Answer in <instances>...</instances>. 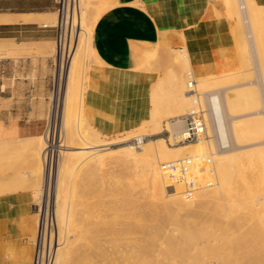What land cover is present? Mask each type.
<instances>
[{"label": "bare ground", "instance_id": "obj_1", "mask_svg": "<svg viewBox=\"0 0 264 264\" xmlns=\"http://www.w3.org/2000/svg\"><path fill=\"white\" fill-rule=\"evenodd\" d=\"M224 1H225V5L227 8L226 12L229 13L228 16L229 17L231 16L233 18L232 29H231L233 34H232V37L230 36V44L225 46V48L223 47L224 50L220 48L221 49V51L219 52V57H220L219 63L220 64L218 63L220 66H218V68H217V66H215V68H217L216 72H215V68H214L215 74H212L210 71V70H213L212 69L213 67L206 68L209 66V64H207L208 66L203 65L204 62L201 60L200 57H198L199 52H198V54L194 52L197 49H198L197 51H199V48H198L199 46L197 44H196L197 46L194 45L195 43L190 41L189 39L184 40L185 41L184 44L186 45L185 47L180 48V49H173L172 50L173 53L166 49V51L172 53L171 56L168 55V53H167V55H168V57L169 56L171 57V59L169 58V60L171 61L172 65H175L172 67L174 69H171L169 73L166 72L168 74L166 76V79H161L160 81L157 80L158 84H157L156 88H154L155 86L153 87L155 90L152 88L153 94L151 92L150 93H151V96L153 95L154 99L152 97H151V99H152V101L154 100L153 101L154 105L151 102L152 103V109H151L152 111H150L151 117L148 120L143 121L142 124L137 127V128H140L139 131L141 134L138 131H135V133L136 132H138V133L133 135V136H130L131 133L130 134L128 133L129 130H128V132L125 131L129 134L128 136H117L119 133L118 134H107V133L100 131L97 127L90 125L88 123V121H87V123L86 122L85 123L90 125V126L88 125L89 128L91 126H93V128L87 129L86 128L87 125L85 126V124L83 122L84 119L87 120V118L85 116V93H86V90L88 87L89 69L92 66L88 62L92 60V50L94 49V46H93L94 44H92V35L90 34L89 31L93 30L94 25H92V23H89V22L87 23V21L85 23V17H84L85 11L84 10L87 9V5L89 2H83L84 3L83 7L81 5L80 23H81L82 31H81L79 37L77 38V40L75 41L74 47L71 50V52L69 54L65 55V60H66V57H68L67 58L68 62L65 63V61L62 60L63 58L61 60L59 59L61 61V63L58 60V65L61 64V67L58 68V73H59V83L58 84H60V86H61L60 82L63 79L66 80V82H65L66 88H65V93H64L65 95H64V100H63L64 124L63 123L62 124L66 128L65 130H66L68 135H66V138L63 139L64 141H62L59 145H57L56 140H54L55 139L54 135L56 134L55 133L56 128H55L54 130L51 129V130L47 131L46 133L44 132L45 134L37 135L35 137L30 136V138H28L26 141V148H27V152H28L27 158L29 160H31L32 162H35L38 164V165H36L34 163V167L36 165V169H38V170H36V171L33 170V168H34L33 167L30 171V174H32V176H34L35 174L37 175V172H38L39 176L43 174L42 172H44V171H42V169H44V166L46 167V165H45V162L47 160L46 157L50 156L51 160H49V159L48 160L51 162L55 158L58 160V161H56V163L59 162V165H58L59 167L56 169L57 172L56 173H55V171L53 172L56 174V191H55V201H54L53 206H54L56 222H57L56 230H57V226H58V238L60 237V234H61L63 237L62 238L63 240L61 242H58V239H56L57 237L55 238V233L53 232V234L51 236V241H53V239H54V242H55V256H54L53 264H72V263H74V264H103L104 262H106L108 264H231L234 260H237L239 258L244 259V264H256L260 261L262 263L263 258H264V250L261 251V250L257 249L259 251H255V247H257L256 244H259L260 246L264 244V211H263L264 209L261 210V207H262V205H261V207L258 208L260 210H258V209H257L258 211L253 210V211H256V213L254 212L256 215H255V219L252 222L251 229L249 227V230L247 232L243 233V231H242L240 235L238 234L239 236L236 238H238L239 241H237V243L234 244V242L232 241V237H231V234H233L234 231H231V230L234 228L237 229L236 227H238V229H241V227H243L242 226V225H244L243 221H245L247 218H249L250 213H248V212L253 209L252 204H257L258 202L257 203L255 202L256 201L255 197H254V199L250 198L251 200H249L247 197H246L247 199L244 198L245 196H243V194L244 193L247 194V191L251 192V193H248L249 194L248 197H252L251 194H252V191L254 189L253 188L251 189V187H248V189L245 188V191L243 194L239 193L238 195H236L237 198L233 197V198H236L235 200H237V204H238V206L235 205L236 210H234L233 205H234L235 201L232 199V195L230 194V191H229L232 188L231 181L233 178L232 172L230 170V166L233 163V159L235 157H238V153H236V152H238L239 150H242L243 148H245L247 146H252V147L256 148L255 146H260V145L264 144V123H263L264 120L262 121L261 116H260L261 114H263V116H264V111H263V113H261V111H262L261 107H262V105H264V88H263L264 87V62H263L264 56L262 57V55H264V51H263V49H264V30L262 31L259 27V23H257L259 14L262 11V6H261V4H259L257 2V0H224ZM109 6H112V5H110V3H109ZM25 16L26 15H24V19H25ZM36 16H37V18L38 17L41 18L40 17L41 15H37V14L36 15H30L27 18L32 20V19H35ZM11 19H13V18H11ZM2 20H3V18H2ZM5 22H6V20H5ZM56 23H57V20H56ZM52 24L50 25L46 22L43 23V25H48V26L55 25V24H53V25ZM86 24L90 25V27H89L90 30L86 29L88 27L85 28L84 25H86ZM243 26H245V27H243ZM244 29H245V31H244ZM246 30L248 32V34H247L249 36L248 38H250V39H248L246 37V33H245ZM93 31H92V33H93ZM82 35H85V36L83 37ZM112 39H113V36H112ZM115 39H116V37H115ZM167 39L168 40L169 39L174 40V39H176V37L175 38L170 37ZM248 40H251V42L249 41L251 45L248 43ZM186 41H190V43H187ZM191 42L193 44H191ZM19 45H21V44L17 43V42L2 43V44H0V50L4 49V50L8 51L9 52L8 56H10V54L15 55L16 52H18L17 48L19 47ZM157 46H158V44H157ZM157 46H154V43H153L149 47H147V49L142 51L140 53V60H145V61L148 60L146 62V65L149 64L150 63L149 60L150 59H151V61L153 60V57L150 58V56L153 55V50ZM190 46H192L193 48H195V47L196 48L192 49ZM248 46H251V50H253V51H250V47H248ZM232 47H234L236 49V53H237V54H235V52L232 50L231 54L234 52V54H232L233 56L229 53V51L231 50L230 48H232ZM156 50H157V48H156ZM156 50L154 51V53H157ZM157 51H159V50H157ZM160 51H159V53H160ZM93 52H94V50H93ZM193 54L194 55L196 54L198 56L195 55V58H194ZM250 54H256L257 55V57H258L257 59L259 61L258 64L261 66V69H262V72L260 70V72L258 74L259 75L258 81H259V79H260V81L261 80L263 81V83H260V85H262V88H263V90H262L263 92H261L262 95L259 93V91H260L259 90V87H260L259 84H256L255 82L253 83L254 84L253 86L251 85L252 84V82H251V84H250L251 87H249L245 82H244L245 86H244V84L240 85L238 83L240 85L239 87L244 86V88L243 87H241V88H243L245 90V91L240 90V92H237V91H239L237 89L235 91V87L238 86L237 84H234L235 81H234V83H230V84L224 83V79L230 80L231 78L234 79V77H235L234 76L236 73V72H234L235 69L234 70L232 69V67H234V66H231L232 62H234L233 61L234 55H236L235 61L242 63L244 65H246V64L250 65L252 62L251 57H253V56H250ZM93 55H94V53H93ZM256 55L254 56L255 57V60L253 59L254 61L257 60ZM157 58L154 59L153 62H155L157 60ZM196 58H197V60H200L201 62H203V63L200 62L203 66H201V64L198 65L199 63H195ZM153 62H151L152 64L150 63L149 66L153 65ZM255 64H257V63H255ZM172 65L170 64L169 66H172ZM176 66L177 67L181 66L183 68V70H185L187 72V76H189L190 79H188L185 75H184L185 76L184 77L179 72L180 69L177 68ZM143 67H144V65H143ZM143 67H141V69ZM151 67L153 68L154 66H151ZM165 67H167V66L165 65ZM188 67H190L189 70L187 69ZM149 68L150 67L147 66L143 69L148 70ZM250 68H252V67H250ZM250 68H248V69L252 70ZM253 71L254 70H252V72L249 71V72H244V73H247V74L249 73L248 75L250 76V73L252 75ZM257 71H259V70H257ZM241 72L242 71H240V73ZM208 73L215 75V77L218 75L217 76L218 78L217 77L216 78H217L218 82L220 81L219 86H217L218 85L217 82L215 85L217 87H215V86L212 87L209 84V82H208L209 79L206 78L208 75H210ZM216 73H217V75H216ZM238 75H239V73H238ZM185 79L187 80V82ZM233 79H232V81H233ZM243 80H244V78H243ZM236 81H238V80H236ZM240 81L241 80L239 79L238 82H240ZM258 81H256V82H258ZM242 83H243V81H242ZM65 84H63V85H65ZM255 84L258 85L257 88H256ZM186 85H187V89H186ZM209 86H211V87H209ZM249 88L250 89L252 88V89L250 90ZM262 88H260V89H262ZM75 89L79 93L77 95L81 94V98L80 97L79 98H80V100L82 99L81 101H82V109L83 110H80L79 112H81V111L84 112V115L81 117H78V116L73 117L74 109H72L73 115L70 112L72 106L74 105V101H75V100L73 101V105H72L71 101L74 99V98H72L74 96V95L72 96V94L75 91ZM256 89H258V90H256ZM254 90H256V91H254ZM62 91H64V90H62ZM256 92H258L259 94ZM259 95L262 97H260ZM61 99H62V97H61ZM75 99H76V96H75ZM56 100H58V99H56ZM77 100H78L77 102L79 103V99H77ZM195 103H199L201 106L205 107V109H204V110H206L205 116L207 118V134L204 137H202L199 140V142L177 144V143H172V141L167 142V141H169L168 138H166L163 135H160V136L152 138V139L147 136L150 134L148 132L149 130H152V133H159V132L163 131L162 125H161L162 124L161 123V119H162L161 116L162 117H163V115L166 116V113L162 114L161 112H163L164 110H167L170 112L173 110L174 111H183L184 109H190L193 106V104H195ZM76 107H78V106H76ZM76 107H74V108L76 109ZM79 109H80V106H79ZM244 109H246V110L244 111ZM57 113H59L58 109H57ZM71 115L74 119H71ZM167 115H169L168 112H167ZM170 115H173L172 112L170 113ZM180 115H181V113H180ZM173 117H175V116L173 115ZM166 119H168V118H166ZM55 121H57V120H55ZM162 121H164V120H162ZM166 121H165L166 123L164 124L165 129L170 130L172 136L179 134L180 132H182L184 130L185 125H184V121L182 120L181 117H178L177 119H175V121H174V119H172L170 117ZM52 123H54V122H52ZM58 130H60V129H58ZM132 130H134V128H132ZM120 133L122 134L123 132H120ZM140 135H143L146 137L140 146H134L133 144L126 143V141H128L130 138L135 137V136H140ZM113 144H116V145L118 144V145L113 148V146L111 147V145H113ZM213 144L216 146V148H214L215 146ZM227 144H229L230 148L224 149V147ZM62 146L65 148H63ZM72 147L76 148V149H72ZM208 148H209V152L207 150ZM247 148H250V147H247ZM260 148H261V151L264 149L262 147H260ZM210 149H211V151H210ZM213 149H215V150L217 149V150L214 151ZM252 150L254 151V149H250L251 153H252ZM72 151L79 152L75 156L79 155L81 157V159H79L80 158L79 156H78L79 160L73 159L71 154H68ZM203 153L210 154V161L209 162L200 161L198 159L195 160L196 158H198ZM251 153L246 157L247 160L238 164V167L240 169H244L246 167L253 166L255 168V172L256 173L259 172L260 178H261V180H263L264 179V173H263L264 156H263L262 152H261L262 155L260 154V152H258V153L254 152L252 154ZM52 158H54V159H52ZM188 158H190V159L193 158L194 160H193L188 172L185 174L181 173L178 165L174 166V167H164L163 166L165 163H168L170 161H180V160H184V159H188ZM89 160H91V162L92 161L96 162L97 166L98 165H102L105 167L110 166V168L115 167V165H117L116 162L123 163V166H124V164H132V166L137 165V168H138V166L141 167V169H140L141 172L139 174L144 178V181L147 182L148 187L151 189L152 197H153V195L159 194L162 196V198L165 201L164 212H163V210L160 209L161 211L159 213L156 214V212H154L155 214H153V216L156 215L154 217L157 218V219H154V221L157 225L156 227H158L159 230H161L162 232H163L162 229H163V226L165 223V219L166 218L170 219V217L172 215H173V217L171 219H174L175 218L174 214L176 213L175 212L174 214H172L173 209L167 203L169 201L165 200L167 186H174V190H175V192L172 193L171 195H169V193H167L169 195V197L172 195L174 196L176 194L178 196L176 198V201L179 204L180 203L185 204L188 200L191 202V199L194 198V197H191L189 199V198H186V196L184 197V195H183L184 192H186L185 191L186 187L192 185L193 186L192 190L195 191L193 194L196 197L195 200L196 201L198 200L197 203H199L200 205L203 206L202 211L205 213L206 218L212 219L211 223H207L208 221L205 219L206 222L204 220L203 223L201 221V223L195 222L194 225H192L190 223L188 224L189 228H193L195 230H192L190 232H186L185 233L186 235L184 234L185 236H183V237L187 236V238H188L187 241L191 242V243L193 240L194 241L196 240V236L200 237L199 239L197 237V240L192 245H191V243L189 244L190 245L189 251H191V250L194 251V249H196V251L186 252V251H184L185 250L184 249V250H182L183 253H181L183 255H181V257H178V258H171L172 257L171 256L170 259L167 258L166 260L165 259L162 260V258H161V260H154V259H148V257H147V259H145V260L141 258L143 260V261H141V259L136 260V259L131 258L134 256V254L132 256L131 251H128L130 253L131 257L128 256L129 253H127V251L124 250L125 247L129 244V242L127 240L128 244L126 246L124 244H126L127 242L126 243H124V241L123 242L121 241V243L118 242V244L124 243L123 246L121 245L124 249H122L120 245L118 246V244L115 243L117 248H116V246L115 247L113 246L114 250L112 251V253H108L107 255H105L103 252L105 244L103 245L102 239L99 237V235L98 236L96 235V231L94 230L95 233L93 234V231L91 230L92 226L90 224L92 222H90V219H89L90 218L89 212H88L89 210L87 209V206H89L88 203L85 206L86 202L81 203L84 201V200H82V201H80V206L82 205L80 208H78V205H75L76 207L74 206V208L72 209L71 208L72 204L67 202L68 199H67V201H65V199H64V192L66 189H68L69 186H71L70 185L71 183L64 176L63 171H65L66 168H65V170H63L62 162H65L66 165L70 168L85 166L86 170H88L87 172L85 170H84V172L82 171L83 172L82 175L84 174L85 176L80 177L78 175V177H80L81 181H82L83 179H85L87 177H90V176L93 177V176H96V174H97V170L92 169V167H94L96 165H93V163H92V165H90L91 163ZM112 162H115V163H112ZM65 163H64V165H65ZM208 163H211L213 165H209ZM53 164H54V162H53ZM88 165H90V166L87 167ZM51 166H52V163H51ZM124 167H126V165ZM129 167H130V165H129ZM130 168H132V167H130ZM49 169H52V168L49 167ZM102 170H103V168H102ZM50 171L52 172V170H50ZM27 172H26V174H27ZM98 174H100V173H98ZM206 174H208L210 176V179H211V177H213L212 179H214V177H215L217 181L214 182V180L211 181L210 179H209V181H206V179H208V178L205 179ZM134 175H135V173H134ZM137 175L138 174H136L135 177L140 176V175L139 176H137ZM250 175H251V180H252L254 175L253 174H250ZM70 177H71V174H70ZM82 177H83V179H82ZM49 178H51V177H49ZM32 179L36 180V178H34V177H32ZM97 181H96V183H97ZM256 181L257 180H255V182ZM72 182H73V180H72ZM33 183H34V181H33ZM36 183L37 182H35L33 185L32 181H31L30 184L28 183L29 184L28 186H30L32 184L33 187L36 188L35 189L36 193L40 194V192L38 190L42 189V187L39 188V186H40L39 184H41V183H39V181H38L39 184H36ZM49 183H51V182H49ZM81 183H84V181ZM73 184H74V182H73ZM77 184H79V183L77 182ZM133 184H135V183H133ZM136 184H137V182H136ZM2 185L3 184L1 183L0 188L3 187ZM32 185L30 187H32ZM212 185H215V187H213ZM209 186H211L212 188H209ZM73 187L74 186H72V188ZM130 188H132V187H130ZM43 189H45V188L43 187ZM77 190H79V189H77ZM0 191H1V189H0ZM43 191L45 192V190H43ZM43 194H42L43 197L42 196L41 197H42V201H44V203H45V201L48 200V198L50 197V194L48 192H47L46 196H44ZM75 194H77V193H75ZM262 194H264V193H262ZM36 195H38V194H36ZM38 196H40V195H38ZM154 198H155V196H154ZM166 199H168V197ZM263 199H264V197L262 195H259V201H262ZM193 201H194V199H193ZM196 201H194V202H196ZM76 203L79 204V202H76ZM260 203L261 202H259V206H260ZM94 204H96V203H94ZM262 204L264 205V202ZM171 205H172V203H171ZM243 208L247 209V210L242 213L241 210ZM262 208H264V207H262ZM96 209H97V207H96ZM254 209H256V208L254 207ZM161 212H163V213H161ZM150 213H153V212H149L148 215H150ZM145 215H146V213H145ZM145 215H143V216H145ZM150 216H149V218L153 219V217H150ZM253 217H254V215H253ZM253 217L251 216V218H253ZM38 218H39V216H38ZM103 219H105V218H103ZM146 219L147 218L145 217V220ZM176 219H177V221H179L180 218H176ZM142 220H144V219H142ZM148 220H150V219H148ZM154 221L151 222L152 225H153ZM248 221H250V220H248ZM182 222L183 221L181 220L178 223L183 224L184 222L183 223ZM93 223H92V225H93ZM138 223H136V224H138ZM145 223H147V222H145ZM167 223H168V221H167ZM139 225H137L138 228L141 226V225L140 226ZM152 225L150 224V226H152ZM90 226H91V228H90ZM93 226H96V225H93ZM177 226H179V225H177ZM233 226H234V228H232ZM156 227H155V229L157 230ZM128 228L129 227H127V229H125V231L123 230L124 227H122V229L121 228L120 229L123 230L124 232H126L129 230ZM99 229H100V227H99ZM120 229H118L116 231L119 232ZM245 229H247V227ZM132 231H134V230H132ZM102 232L104 233V231H102ZM102 232H101V234H103ZM120 233L122 235V231ZM119 234H118V236H120ZM132 234H135V233H132ZM152 235H154V234H152ZM182 235H183V233H182ZM147 237H148V235H147ZM128 238H130V237H128ZM132 238H134V237H132ZM143 238H145V237H143ZM236 238H234V239H236ZM104 240L107 241L106 239H104ZM131 240H133V239H131ZM142 241H144V240H142ZM234 241H236V240H234ZM145 242H147V241H145ZM132 244H135V243H132ZM138 245H139V242H138ZM141 245H139V246H141ZM186 245H187V243H186ZM148 246H150V245H148ZM128 247H131V246L130 245L127 246L126 249ZM142 247H144V246H142ZM262 248H263V246H262ZM131 249L134 252H136V248L133 247ZM144 249H145V247L140 249V250L144 251ZM208 250L215 251V254L217 255V257H216L217 259L214 258L216 255H214V257H213L214 259H213L210 256ZM143 251L141 252L142 254H144ZM146 251H148V250L146 249ZM146 251H145V253H146ZM148 252H150V250ZM179 252H181V250ZM139 254H138V256H139ZM138 256H135V258L136 257L138 258ZM140 256H139V258H140ZM145 256L146 255L144 254L143 258H145ZM150 256H152V254ZM156 256H157V254H156Z\"/></svg>", "mask_w": 264, "mask_h": 264}, {"label": "rangeland", "instance_id": "obj_2", "mask_svg": "<svg viewBox=\"0 0 264 264\" xmlns=\"http://www.w3.org/2000/svg\"><path fill=\"white\" fill-rule=\"evenodd\" d=\"M83 2H89L88 5H87V9L85 8L86 10H84L85 11V15H84L85 23L87 21V23L88 22L92 23V25H95L96 20L99 18V16L106 9H108V6H109V3L105 2L103 0H81L82 7L84 5ZM44 9L48 10V11H54L55 14H52V13L47 14L46 18H45V15H41L40 17L42 19H44L43 21H41V24L43 22H48L49 24H52V23L55 24L56 20H57V12L55 11V9L54 8H51V9L44 8ZM226 11H227V8H226L224 0H212V2H210V5H209V7L207 9L206 15L204 16L203 20L200 22V24H198L197 26H194L193 29H191V30H179V31H160L161 35L159 36L158 40L154 43V46H157V44H158V46L155 47V49L153 50V55L150 56V58L153 57V60L151 61V59L149 58L150 59L149 62L150 63L153 62L154 59H156L158 57L157 60L155 62H153V65L149 66L150 63L146 65V62L148 60H146V61L145 60H140V58H139L138 67L141 69V67H143V65H144L143 68L148 66L152 70H154V71H156L158 73L159 81L161 79H166V76L168 75L167 73H169L171 69H174L172 67L175 66V65H172L171 61L169 60V58L171 59L170 56L173 53L172 50L173 49H180V48L185 47L186 45L184 44L185 43L184 40H186V39H189L190 41L195 43V41L193 39H194V37H196L197 31H200V37H198V38H200L199 40H200V43H201L200 45H202L201 47H204L203 52H205L206 57H207V53L210 52L209 51L210 48H212L214 46L224 50L225 46L230 44V36L232 37V34H233V32L231 30L232 29L233 18L231 16L229 17L228 16L229 13H227ZM257 23H259V27L263 31L264 30V7L263 6H262V11L259 14ZM86 25H84L85 28L88 27L86 29L90 30V28H89L90 25H87V26ZM243 27H245V26H243ZM93 30H94V26H93ZM92 31L90 30L89 32L92 35V44H93V33H92ZM244 31H245V29H244ZM245 33H246V37L248 38L249 36L247 35L248 34L247 30H246ZM55 34H56V30H55ZM82 36L84 37L85 35H82ZM169 36L170 37H174V38L176 37V39H174V40L169 39L168 40L167 38H170ZM248 39H250V38H248ZM13 41L16 42L15 40H13ZM190 41H186V42L190 43ZM249 41L251 42V40H248V43L250 44ZM192 42H191V44H193ZM20 43H22V44L19 45V47L17 48L18 52H16V54L14 53L15 55L12 54L13 56L11 54H10V56H8L9 52L4 50V49L0 50V90H2V94L11 95L12 96L11 100L14 102V104H17V105L23 104L25 106V109H26L29 117H38V118L43 119L45 121V123H46V131H44L45 133L47 131L51 130V129L54 130L56 128L55 129L56 130L55 131L56 134L54 135L55 136L54 140H56V144L59 145L62 141H64L63 139L66 138V135H68L66 130H65L66 128L63 125L64 124V116H63L64 115V111H63L64 110L63 109L64 105H63V100H64V95H65L64 93H65V88H66V84H65L66 80L63 79L60 82L61 86H60V84H58L59 83V75H58V72H57L56 66H55V39L53 41H40V42H35V43L20 42ZM194 45H196V44H194ZM190 47L192 49L196 48L195 46H194L195 48H193L192 46H190ZM248 47H250V51H253V50H251V46H248ZM156 48L159 51L161 50L160 51L161 54L159 53V51L156 50ZM166 49L168 51L172 52V53L166 51ZM221 49L219 50V52L221 51ZM230 49H231L229 51L230 54H231L232 50L235 52V54H237L236 53V49L234 47H232ZM93 50H94V52H93ZM93 50H92V60H91L92 62L89 61L88 63L90 65H93L94 63H104V61L98 55L96 50L95 49H93ZM155 50H156L157 53H154ZM197 50H195V51L193 50V51L198 54L199 51H197ZM263 51H264V49H263ZM234 52L232 54H234ZM93 53H94V55H93ZM167 53H168V55H170L169 57H168ZM195 55L193 56L194 58H195ZM255 55L256 54H250V56H253V57ZM196 56H198V55H196ZM263 56L264 55H262V57ZM253 57H251L252 62H251L250 65L249 64L244 65L242 63H239V62L235 61L236 60L235 59L236 55H234V59H233L234 62H232L233 65L231 64V66H234V67H232V69L233 70L235 69L234 70V72H236L235 75H234L235 77H234V79L231 78L230 80L229 79H226V80L224 79V83L225 84H230V83H234V81H235L234 84L238 85L237 87H235V91L237 89V90H239L237 92H240V90L245 91L243 89L244 86H245L244 82L249 87H251L250 86L251 82H252V84H251L252 86L254 85L253 83L255 82L256 84H259V86H260L259 87V90H260L259 93L262 95L261 92H263L262 90H263L264 87L262 88V85H260V83H263V81L262 80L260 81V79L258 81V78H259L258 74H259L260 70L262 72V69H261V66L258 64L259 61L257 59L258 58L257 55H256V59H257L256 61H254L255 57L254 58ZM197 58H196V62L195 63H199L198 65H200L201 63L204 62L203 65L204 66H208L207 65L208 64L207 61H205L204 59L201 58V60L203 61V62H201L200 60H197ZM215 58H217L216 64H218L219 61H220L219 60V58H220L219 55H215ZM208 59H210V57ZM263 59H264V57H263ZM166 63L167 64L169 63V64L167 65ZM255 63H257V64H255ZM170 64L172 66H169ZM219 64L217 65V68H218V66H220ZM165 65L167 67H165ZM203 65L201 64V66H203ZM151 66H154V67L152 68ZM211 67L212 66L209 65L206 68H211ZM250 67H252V68H250ZM150 68L148 70H151ZM177 68L180 69L179 72L183 76L185 75L188 79H190L189 76H187V72L185 70H183V68L181 66H178ZM189 68L190 67H188L187 69L189 70ZM214 68H212L213 70H210L212 74H215L214 73ZM217 68H215V72L217 71ZM248 68L254 70L252 75L250 73V76L248 75L249 73L248 74L244 73V72H249V71L252 72V70H249ZM256 69L259 70V71H257ZM144 70H147V69H144ZM240 71H242V72L240 73ZM238 73H239V75H238ZM208 74H210V73H208ZM212 74H210V75H208L206 77V78L209 79L208 80L209 84L213 87V86L216 85V82H217L218 83L217 86H219L220 81L218 82V80H217V78H218L217 77L218 76L217 73H216V75H217L216 77L217 78L215 77V75H212ZM243 78H244V80H243ZM232 79H233V81H232ZM239 79L241 80L240 81L241 83L243 81L242 84L240 82H238ZM187 80H186V82H187ZM236 80H238V81H236ZM256 81H258L259 83L256 82ZM238 83L240 85L244 84V86H241L243 88L239 87L240 85ZM63 84H65V85H63ZM211 86H209V87H211ZM217 86H215V87H217ZM257 87H258V85H256V88ZM260 88H262V89H260ZM186 89H187V85H186ZM62 90H64V91H62ZM256 90H258V89H256ZM256 90H254V91H256ZM256 93H258V92H256ZM77 94H79V93L75 89V91L72 94V96L74 95L72 97L74 99L71 101L72 105H73V101L74 100L75 101H74V105L72 106L71 111H70L71 114L73 115V110L72 109H74L73 117H77V116L81 117V116L84 115L83 111L79 112L80 110H83L82 109V101H81L82 99L80 100L81 94L80 95H77ZM75 96H76V99H75ZM61 97H62V99H61ZM260 97H262V96H260ZM56 99H58V100H56ZM77 99H79V103L77 102L78 101ZM76 106H78V107H76ZM79 106H80V109H79ZM263 106L264 105H262V107ZM74 107H76V109ZM262 107H261V110H262L261 113H263V111H264L263 110L264 107L263 108ZM57 109H58L59 113H57ZM187 110L188 109H184L183 111H174L173 110L171 112L176 117V116L180 115V113L181 114L185 113ZM245 110L246 109H244V111ZM167 112H168L169 115H167ZM171 112L167 111V110H164L163 112H161L162 114L166 113V116L163 115V117H162L160 115L161 118H162L161 119V123H162L161 125H162V130L163 131H161L159 133H152V130H149L148 132L150 134L147 135L148 137H150L152 139V138L158 137L160 135H163L166 138L169 136L170 133L167 131V129H165L164 124L167 122L166 120H168L170 117L173 118V115H170ZM72 115H71V119H74L72 117ZM260 116H261V120L263 121L264 120L263 114H261ZM166 118H168V119H166ZM55 120H57V121H55ZM162 120H164V121H162ZM87 121H88V119L87 120L84 119L83 122H84L85 126L87 125L86 128L88 129L89 128L88 125L89 124L92 125V124L89 121H88L89 124H86ZM52 122H54V123H52ZM263 123H264V121H263ZM91 128H93V126H91L89 129H91ZM58 129H60V130L62 129L63 131L62 130L60 131ZM139 130H140V128L136 127V128H134V130L131 129V131L129 130V132L128 131L127 132L129 134L130 133L132 134V135L130 134V136H133V135L137 134L138 132L140 133ZM135 131H138V132L135 133ZM44 132L42 134H45ZM127 132H123L122 134L119 132V134L118 133H115V134H118L117 136H128L129 134ZM27 139L28 138L16 139V140L0 139V176H1L0 177V182L3 184L2 185L3 187L0 188L1 191H2V192L0 191V194L7 193V192H12V191H17V190H21V189H30L34 193V197H35V200H36V210H37V204L41 205V201H42V197H43L42 194L43 193H44L43 195L46 196V194L48 192L50 194V197L48 199L50 200V202H52L54 204L55 191H56V174L55 173L57 172L56 169L59 167L58 166L59 162L56 163V161H58L56 158L55 159L52 158L54 160H52V162H51V161H49V160H51V157L50 156L46 157L47 158V160L45 162L46 167L44 166V169H42V171H44V172H42L43 174L39 176L38 172H37L38 176L36 174L34 176H32V174H30V171L34 167V163L35 162H32L31 160H29L27 158L28 157V152H27V148H26ZM167 142H169V141H167ZM197 142H199V141H197ZM126 143L132 144L129 141H126ZM182 144H185V143H182ZM117 145L113 144V145H111V147L113 146V148H114ZM247 147H250V148H247ZM247 147H245L242 150H239L238 152H236V153H238V157H235L233 159V163L230 166V170L232 172V177L233 178H232V181H231L232 188L229 191H230V194L232 195V199L235 201L234 205H233L234 210H236V208H235L236 206L235 205L238 206L237 200H235L237 198L236 195H238L239 193L243 194L244 191H245V188L248 189V187H251V189L252 188L254 189L252 191V194H251L252 197H248L249 196L248 193H251V192L247 191L248 195L246 193H244L243 194V196H245L244 198L247 197L249 200H251V199H254V197H255V200H256L255 202L256 203L258 202V203L257 204H252V208L253 209L248 212V213H250L249 214L250 216L245 221H243L244 225H242L243 227H241V229H238V227H236V226L235 227L237 229H235L234 226L232 227L234 229H232L231 231H234V233L231 234V237H232V241L234 242V244L237 243V241H239L238 238H236V237H238L241 234L242 231L244 233V232H247L249 230V227L251 229L252 222L255 219V215H256L255 214L256 211H253V210H257L259 207H261V205H262V207H264V205L262 204L264 202V199L262 201H259V195H262L264 197V194H262V193H264V189H263L264 188V179L261 180L259 172L256 173L255 172V168L253 166H249V167H246L244 169H240L238 167V164H240L241 162L247 160L246 157L251 153L250 149H254V151L252 150V153L260 152V154H261V152H262V154L264 156V149L261 151V148H260V147L264 148V144H262L260 146H255L256 148H254L252 146H247ZM63 148H65V147H63ZM214 148H216V146ZM229 148H230L229 144H227L224 147V149H229ZM72 149H76V148L72 147ZM207 150L209 152V148ZM213 150L216 151L215 149H213ZM210 151H211V149H210ZM75 152L72 151V152H70L68 154H71V156L75 160L76 159L77 160L81 159V157L79 155L78 156L80 158L78 156H75L79 152H77V151H75ZM89 161L91 163L90 165H92V163H93V165H96V166L92 167V169H96L97 170V174H96V176H93V177L90 176V177H87L85 179H83V177H82V179H83L82 181H81L80 177L81 176H85L84 174L82 175V173L84 172V170L86 172L88 171V170H86L85 166H83V167L79 166V167H76V168H73V167L70 168V167H68L66 165L65 162H62L63 170H65V168H66V170L63 171L64 176L71 183L70 184L71 186H69L68 189H66L65 192H64V199H65V201H67V199H68L67 202L72 204V205L70 204L72 209L74 208L75 205H78V208H80L82 206V205L80 206V201H82V200H84V201L81 202V203L86 202L85 206L88 203L89 206H87V209L89 210L88 212H89L90 222H92V223L94 222L93 225H96V226H93L92 223H91L90 225L92 226V228H91V226H90V228L93 231V234L96 231V235L97 236L99 235V237L102 239L103 245L105 244L104 245V251H103L105 255H107L108 253H112V251L114 250L113 246L115 247L116 244H118V242L121 243V241L122 242L124 241V243H126L127 240L129 242V244H128V242L126 244H124V243L123 244L125 246L128 244L127 246L130 245L131 247H128L126 249V247H127L126 246L125 249H124L122 247L123 244H118V246L122 245L121 248L124 249L125 251H127V253H129L128 251H131L132 256H133V254H134V256L131 257L130 253H129L128 256H130L131 258L136 259V260H139L141 258L145 260V259H147V257H148V259H154V260H161V258H162V260H164V259L166 260L167 258L170 259L171 256H172L171 258L181 257V255H183V254H181V253H183L182 250H184V249H185L184 251H186V252H192L193 251V250L189 251V247H190L189 244L191 242L187 241L188 240L187 236L183 237V236L186 235L185 234L186 232H190L192 230H195L193 228H189L188 224L190 223V224L194 225L195 222H197V223L200 222L201 223V221L203 223L205 219L208 221L207 223H211L212 222L211 221L212 219L206 218L205 213L202 211L203 210V206L200 205L199 203H197L198 200L197 201L195 200L196 197L193 195L194 192H195L194 190H193V193L191 195H188L186 192H184V194H183L184 197L186 196V198H189V199L191 197H194V198L191 199V202L188 200L185 204L184 203L183 204H181V203L179 204L176 201V198L178 197L176 194H175L176 196L172 195V196L169 197V195H171L172 193L175 192L174 186H167L166 196L165 197L166 198L168 197V199L165 198V200L169 201L167 203L173 209L172 210L173 211L172 214H174L175 212L176 213L174 214V217H175L174 219L175 220L171 219L173 217V215H172L170 217V219H168V218H166L167 220L165 219V223L163 222L164 223V226H163V229H162L163 232H164L163 233L161 230H159L158 227H156L157 225H156L154 219H157V218L154 217L156 215L153 216V214H155L154 212H156V214H157L161 210H163V212H164L165 201L162 198V196L159 195V194L158 195H153V197H152L151 189L148 187L147 182L144 181V178L139 174L141 172L140 171L141 167L138 166V168H137V165H135V166L133 165L132 166V164H124V166L126 165V167H124L123 163L116 162L117 165H115V167H113V168L112 167L110 168V166L109 167H107V166L105 167V166H102V165H98L97 166L96 162H94V161L91 162V160H89ZM53 162H54L55 165L53 164ZM51 163H52V166H51ZM64 163H65V165H64ZM112 163H115V162H112ZM35 164L38 165L37 163H35ZM208 164L209 165H213L211 163H208ZM36 165L33 168V170H35V171L38 170V169H36ZM90 165H88L87 167H89ZM129 165L132 168H130ZM49 167L52 168V169H49ZM102 168H103V170H102ZM50 170H52V172ZM54 171H55V173H53ZM26 172H27V174H26ZM98 173H100V174H98ZM134 173H135V175L138 174L137 176H139V175L140 176L139 177H135ZM263 173H264V170H263ZM70 174H71V177H70ZM250 174L254 175L252 180H251V175ZM78 175L80 177H78ZM207 175L208 174H206V176ZM206 176H205V179L208 178V179H206V181H209L210 176L209 175L207 177ZM32 177L36 178V180H33ZM49 177H51V178H49ZM212 178L213 177H211V179H210L211 181H213V180H214V182L217 181L215 177H214V179H212ZM72 180H73L74 184H73ZM255 180H257V181L255 182ZM31 181H32L33 185H34L35 182H37L36 184L41 183L43 185V186L41 184H39L40 186L38 185L39 188L42 187V189L38 190L40 192V194L36 193V191H35L36 188L33 187L32 184H31L32 187H30L31 185L28 186L31 183ZM33 181H34V183H33ZM38 181H39V183H38ZM83 181H84V183H81ZM96 181H97V183H96ZM49 182H51V183H49ZM77 182L79 184H77ZM136 182H137V184H136ZM1 183H0V186H1ZM133 183H135V184H133ZM72 186H74V187L72 188ZM212 186L215 187V185H212ZM43 187L45 189H43ZM130 187H132V188H130ZM209 188H212V187L209 186ZM77 189H79V190H77ZM43 190H45V192ZM75 193H77V194H75ZM167 193H169V195ZM36 194H38L40 196H38ZM154 196H155V198H154ZM233 197H236V198H233ZM193 199L196 202H194ZM76 202H79V204L76 203ZM259 202H261L260 206H259ZM94 203H96V204H94ZM171 203H172V205H171ZM96 207H97V209H96ZM254 207L256 209H254ZM262 207H261V210L264 209ZM242 210H241V212L243 213L247 209L243 208ZM258 210H260V209H258ZM149 212H153V213H150L151 216L148 215ZM163 212H161V213H163ZM145 213H146V215H145ZM143 215H145V216H143ZM253 215H254V217H253ZM149 216L153 217V219L149 218ZM251 216L253 218H251ZM145 217L147 218L146 220H145ZM103 218H105V219H103ZM176 218H180L179 221L182 220L184 223L182 222L183 224H179L178 223L179 221H177ZM142 219H144V220H142ZM148 219H150V220H148ZM151 219L154 221L153 225L151 223V222H153ZM206 220H205V222H206ZM248 220H250V221H248ZM167 221H168V223H167ZM145 222H147V223H145ZM136 223H138V224H136ZM150 224L152 226H150ZM137 225H139L140 227L138 228ZM177 225H179V226H177ZM99 227H100V229H99ZM122 227H124V229H123L124 231H125V229H127V227H129L128 228L129 230L124 232L123 230H121ZM155 227L157 228V230L155 229ZM246 227H247V229H245ZM118 229H120L119 232L116 231ZM101 230L104 231V233ZM132 230H134V231H132ZM121 231H122V235L120 233ZM130 231L132 233H135V234H132ZM101 232L103 234H101ZM182 233H183V235H182ZM118 234L121 237L118 236ZM152 234H154V235H152ZM147 235H148V237H147ZM128 237H130V238H128ZM132 237H134V238H132ZM143 237H145V238H143ZM197 237H198V239L200 238L199 236H196V240H197ZM55 238L58 239V242H61L63 240L62 239L63 237H62L61 234H60V237L58 238V226H57V230L55 232ZM234 238H236V239H234ZM35 239H36V235L33 237V241L34 242H35ZM104 239H106L107 241H105ZM131 239H133V240H131ZM136 240L139 242V245H141V244L142 245L139 246L138 242ZM142 240H144V241H142ZM234 240H236V241H234ZM145 241H147V242H145ZM195 241L193 240L191 245L193 243H195ZM132 243H135V244H132ZM186 243H187V245H186ZM148 245H150V246H148ZM258 245L259 244H256V246L258 248L255 247V251H259V250L263 251L264 250V244L261 245V246L260 245L258 246ZM142 246L145 247L144 251L142 250L144 252V254L146 255L145 258H143L144 254H142L141 253L142 251L140 250V249L144 248ZM262 246H263V248H262ZM133 247L136 248V252H134L131 249ZM116 248H117V246H116ZM146 249L148 251L150 250V252L146 251ZM257 249H259V250H257ZM180 250H181V252H179ZM145 251H146V253H145ZM194 251H196V249H194ZM208 252H209V254H210V256L212 258L214 257V255H216L215 251L208 250ZM138 254H139V256L141 255L140 258L138 256ZM149 254L150 255L152 254V256H150ZM156 254H157V256H156ZM135 256H138V258L137 257L135 258ZM216 257H217V255L214 258H216ZM142 259H141V261H143ZM263 261H264V258H263ZM263 261H262V263L260 261V262H258L256 264H259V263L260 264H264ZM104 263L108 264L106 262H104ZM72 264H74V263H72ZM231 264H244V259L243 258H239L237 260H234Z\"/></svg>", "mask_w": 264, "mask_h": 264}, {"label": "crops", "instance_id": "obj_3", "mask_svg": "<svg viewBox=\"0 0 264 264\" xmlns=\"http://www.w3.org/2000/svg\"><path fill=\"white\" fill-rule=\"evenodd\" d=\"M103 1L112 6L95 22L93 46L104 63H94L89 69L85 116L100 131L115 134L138 127L151 117L154 104L151 93L159 75L138 67L140 53L158 40L160 31L191 30L200 24L212 0ZM257 2L264 7V0ZM44 8L55 9V0H0V44L13 40L53 41L55 29L44 27L45 22L41 24L44 19L27 18L55 14ZM196 35L199 57L214 68L220 48H210L206 57L198 38L200 31ZM11 99V95L0 90V139L41 135L46 130L45 121L29 117L25 106L14 104ZM37 229L38 213L32 190L0 194V264H34L33 237Z\"/></svg>", "mask_w": 264, "mask_h": 264}, {"label": "built area", "instance_id": "obj_4", "mask_svg": "<svg viewBox=\"0 0 264 264\" xmlns=\"http://www.w3.org/2000/svg\"><path fill=\"white\" fill-rule=\"evenodd\" d=\"M55 11L57 12V23L53 26L43 25L44 27H53L56 30L55 34V66L58 72V60L62 59L65 63L68 62L69 54L74 47L75 41L79 37L82 28L80 23L81 16V0H55ZM59 60V61H60ZM61 63V61H60ZM59 75V73H58ZM205 107L199 103L193 104L185 113L173 117L177 119L181 117L184 121V130L179 134L172 136L171 132L167 137L169 142L182 144L199 141L207 134V118L205 116ZM146 137L143 135L130 138L128 141L134 146H140ZM210 161V154L203 153L195 160ZM193 158H188L180 161H170L165 163L164 167L179 166L182 174L188 172ZM193 186L186 188V193L191 195L193 193ZM38 229L35 239V256L34 264H53L55 256V242L51 241L53 232L56 231V216L53 203L50 200L41 201V205L37 204Z\"/></svg>", "mask_w": 264, "mask_h": 264}]
</instances>
